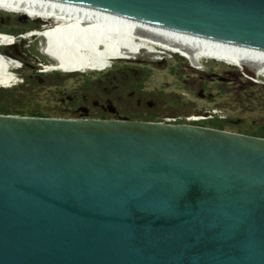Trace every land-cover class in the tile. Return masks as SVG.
Instances as JSON below:
<instances>
[{"label":"water","instance_id":"95a60500","mask_svg":"<svg viewBox=\"0 0 264 264\" xmlns=\"http://www.w3.org/2000/svg\"><path fill=\"white\" fill-rule=\"evenodd\" d=\"M40 1L264 49V0ZM0 264H264V137L0 113Z\"/></svg>","mask_w":264,"mask_h":264},{"label":"rangeland","instance_id":"374dc122","mask_svg":"<svg viewBox=\"0 0 264 264\" xmlns=\"http://www.w3.org/2000/svg\"><path fill=\"white\" fill-rule=\"evenodd\" d=\"M21 14L34 24L41 23V28L31 30L44 29L52 25L51 21L39 17L0 8V27L9 26L18 29L27 25L26 19L17 17ZM25 33L27 31L19 35L23 36ZM12 44L15 47L9 48V52L20 56L22 60L10 55L2 56L12 63L9 69L17 79L12 84H0V87L15 85L25 76L32 74V71L43 74L40 77L44 78L42 81L44 84L36 88L35 102L45 112H52L59 105L54 95L55 89H67L79 84L82 74L95 77L98 74L103 75L117 70L121 71L120 74L133 72L134 75L144 79L143 88L146 91L179 94L184 101L191 104L190 107L185 105L184 109L192 110L190 113L193 115L206 116L210 112L212 115L225 118L228 127L232 128L226 130L264 129V74H260L258 78L249 75L252 78L250 79L240 67L224 60L200 58L195 65L177 52L153 47L156 53L154 58L137 60L104 56L102 65L98 69L72 70L62 75L59 69L44 70L42 62L36 58L26 41L18 39ZM6 45L10 44H1L0 48ZM198 110L203 112L194 113Z\"/></svg>","mask_w":264,"mask_h":264},{"label":"bare ground","instance_id":"6f19581e","mask_svg":"<svg viewBox=\"0 0 264 264\" xmlns=\"http://www.w3.org/2000/svg\"><path fill=\"white\" fill-rule=\"evenodd\" d=\"M0 8L51 21L52 25L27 31L26 41L44 70H95L104 56L150 59L153 47L177 52L197 65L200 58H216L237 65L246 75L264 74V49L219 44L152 28L127 19L83 8L40 0H0ZM50 25V24H49ZM13 36L0 32V45ZM10 62L0 57V84L16 81Z\"/></svg>","mask_w":264,"mask_h":264},{"label":"trees","instance_id":"16d2710c","mask_svg":"<svg viewBox=\"0 0 264 264\" xmlns=\"http://www.w3.org/2000/svg\"><path fill=\"white\" fill-rule=\"evenodd\" d=\"M26 21L24 14L17 15ZM38 24V25H37ZM34 24L31 21L21 28L14 29L9 26L0 27V32L6 34H19L31 29H38L41 23ZM10 44L0 48V57L12 56L21 59L9 52ZM6 58V57H5ZM22 60V59H21ZM9 61V60H8ZM10 62V61H9ZM12 67V63L10 62ZM121 71H110L95 77L82 74L81 82L67 89H55L54 95L59 105L52 112H45L36 103L37 87L44 84V78L40 73L32 71V74L22 78L19 83L0 87V113L19 114L30 116H56L75 118H113L135 120H163L167 117H176V123H187L184 117L191 114L192 110L184 109L185 105L191 106L183 100L179 94L155 93L143 88L144 79L133 72L120 74ZM198 110L194 113H201ZM179 117V118H177ZM194 125L209 126L218 129H232L228 127L225 118L213 115L210 118L195 121ZM235 132L264 137V129L235 128Z\"/></svg>","mask_w":264,"mask_h":264},{"label":"built area","instance_id":"2783aa9c","mask_svg":"<svg viewBox=\"0 0 264 264\" xmlns=\"http://www.w3.org/2000/svg\"><path fill=\"white\" fill-rule=\"evenodd\" d=\"M212 116L213 115L210 112H208L206 114V116H201V114H197V115L190 114V115L185 116L184 119H185V122H187V123H193L195 121H199V120H203V119H206V118H210ZM218 117H221V116H218ZM177 118H179V117H177ZM165 120H169L171 122H176V117H170V118L167 117V118H165Z\"/></svg>","mask_w":264,"mask_h":264},{"label":"flooded vegetation","instance_id":"af4514ba","mask_svg":"<svg viewBox=\"0 0 264 264\" xmlns=\"http://www.w3.org/2000/svg\"><path fill=\"white\" fill-rule=\"evenodd\" d=\"M40 26H41V25H40ZM40 26H39V28H41ZM19 34H22V33H19ZM19 34H15L16 36H13V35H12L13 38H14V41H15V40H18V39H21V38H18V37H17ZM14 41H13V42H14ZM13 42H12V43H13ZM12 43H11V44H12ZM28 47H30V46H28ZM32 48H33V46L30 47V50H31V51H33Z\"/></svg>","mask_w":264,"mask_h":264}]
</instances>
